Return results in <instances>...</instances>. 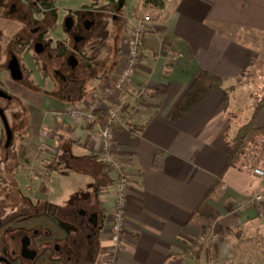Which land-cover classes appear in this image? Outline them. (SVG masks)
Listing matches in <instances>:
<instances>
[{"label":"crops","instance_id":"obj_1","mask_svg":"<svg viewBox=\"0 0 264 264\" xmlns=\"http://www.w3.org/2000/svg\"><path fill=\"white\" fill-rule=\"evenodd\" d=\"M142 3H121L127 10L115 69L105 64L113 53L111 44L103 48L102 42L93 41L95 49H103L93 58L84 97L55 104L32 89L20 90L24 98L37 93L43 103L41 108L27 107L38 117L18 138L17 158H8L12 188L6 193L13 202L9 213L52 215L68 236L85 218L91 224L85 234L100 237L95 264H105L117 175L97 156V126L73 119L70 111L84 109L112 79L135 20L149 16L151 27L134 81L100 101L106 112L121 108L117 146L130 184L117 264H264V199L247 205L256 194H264V177L254 172L264 171V137L225 171L231 141L250 119L254 87L262 80L264 89V0H165L162 11L143 9ZM46 10L56 12L55 7ZM170 54L183 57L172 60ZM26 61L34 71V83L52 89L29 57ZM202 71L224 79L228 86L251 74L249 82L230 95L228 111L237 114L233 122L221 91L172 120ZM257 127L264 128V111ZM46 164H52L49 179ZM224 171L221 193L208 201L219 218L196 215ZM212 230L219 240L200 243L199 237Z\"/></svg>","mask_w":264,"mask_h":264},{"label":"flooded vegetation","instance_id":"obj_2","mask_svg":"<svg viewBox=\"0 0 264 264\" xmlns=\"http://www.w3.org/2000/svg\"><path fill=\"white\" fill-rule=\"evenodd\" d=\"M40 1L34 0L32 6H27L26 0L22 3H19V0H13L9 4L8 9L0 13V18L2 17L4 20L12 19L15 21L16 19H20V17L24 19L23 23L19 22L21 28L16 32L13 40H10L6 44L3 51L0 47V58L2 57V52H4L5 58L4 61L0 62V74L3 70H6L11 80L16 82V84L24 89L37 91L42 96H47L55 104L60 103L61 99L73 102L75 99L85 96L87 75L92 70L91 65L94 58L91 54L94 49L93 41L96 40L99 31L106 30L107 27L104 26V22L109 19L108 16L110 15L103 9L97 12V17H102L103 20L98 21L97 17H89L87 16L88 13H86L77 16L78 22L73 16H67L62 19L61 25L58 26L51 23V21H54L53 17L57 16V13H50L46 8L37 6ZM120 6L117 8L118 11H120ZM39 9L41 13L37 12ZM68 18L73 20L70 29L66 27V20ZM112 18L116 19V16L114 15ZM118 25L120 27L114 32L116 44L120 37L119 32L123 29V22L118 21ZM98 28L99 30H96ZM58 31L59 34L57 37H54L53 35ZM62 34L64 37L60 36ZM2 40L3 30L0 29V44ZM17 44H21L22 46L19 50L20 53L15 48ZM28 57L37 73L42 76L43 81L50 80L52 89L48 90L34 83V71L28 67L26 61ZM2 83L3 81L0 79V92L4 95L0 96V103H9L15 98L9 93L7 88H4ZM48 93H51V95H47ZM16 100L19 105L21 101L17 98ZM0 109L6 114L12 130L11 121L7 115L8 110H12V108L0 106ZM23 113L27 115L25 112ZM15 119H18V117L13 118V120ZM29 121H31V118ZM23 125L21 132H24L26 129V125L25 128H23ZM8 157L17 158L15 152L12 153V156ZM7 194L5 198H7ZM7 209L12 208L7 205L3 210L4 214L0 216V264H35L50 248L52 249V262L50 264L96 263V259L99 256L100 246L98 244L100 237L97 236L95 238V236L92 237L87 233L85 234V228L89 229L91 225L90 222H86L85 218L77 223L75 234L68 236L66 233L64 238L58 239L52 244L43 243L36 245L34 238L47 236L48 232L27 228L25 225L20 226L18 223H25L28 216L40 213L24 214L16 212L6 214ZM22 216L23 218L15 221L16 218ZM50 217L60 226L52 215ZM25 246L28 248V251L25 249ZM23 251L29 258L22 256Z\"/></svg>","mask_w":264,"mask_h":264},{"label":"built area","instance_id":"obj_3","mask_svg":"<svg viewBox=\"0 0 264 264\" xmlns=\"http://www.w3.org/2000/svg\"><path fill=\"white\" fill-rule=\"evenodd\" d=\"M150 27L151 20L149 16L139 18L135 21V25L126 41L127 46L125 45L123 47V54L116 68L115 75L84 109H73L70 111V116L73 119L86 125L97 126L94 131L99 141L97 156L100 161L105 163L117 175V193L113 212L110 217L111 245L108 250L106 264H117V258L121 251V238L126 230L125 210L130 184L126 173V161L121 157L117 146V130L121 123V108L116 106L110 109L107 112V121L103 124L98 114L101 110L100 101L113 92H123L124 89L132 84L138 71L140 52L146 45V35ZM182 57L183 55L174 54H170L169 56L172 60H177ZM42 148L45 149L46 146H42ZM254 172L256 175L264 177V171L262 169H255ZM263 199L264 194H256L248 201L247 205L251 206ZM217 238V234H211L210 236L199 238V241L200 243L215 242Z\"/></svg>","mask_w":264,"mask_h":264},{"label":"rangeland","instance_id":"obj_4","mask_svg":"<svg viewBox=\"0 0 264 264\" xmlns=\"http://www.w3.org/2000/svg\"><path fill=\"white\" fill-rule=\"evenodd\" d=\"M13 0H0V13L5 12L8 9V6L10 3H12ZM24 0H19V3H22ZM34 0H26L27 2V6H32ZM120 1L121 3L124 1H130L131 4L133 3H138L141 0H41L40 2H38L37 6L41 7V8H51V7H55L56 8V12L57 13V17L54 20V22L61 23V18H65L67 16H73L75 18V20L77 21V16H81L82 14H86L88 13L87 16L89 17H97V12H100L101 10L105 9V11L107 13H109L110 16L109 19L107 21L104 22V26H106V30L103 31H99L97 33L96 36V41L99 40V42L103 43V48H106V45L108 46V44H111V49L113 51L112 56L107 57V60L105 61V64H107L108 68L111 69H115V66L117 64V52L116 50V42L114 41L116 39V36L114 34V32H116V29H118L120 26L118 25V21L122 22L123 17L124 16V11L127 10L126 7L123 5L120 6ZM113 2V3H111ZM120 6V11H118V7ZM37 12L41 13V10L39 9ZM116 16V19H113V16ZM37 18H39V16H37ZM98 21H101L102 17L99 18L97 17ZM139 18H143V15H141ZM136 19V20H137ZM103 20V19H102ZM121 20V21H120ZM135 20V21H136ZM11 21V22H8ZM24 19L23 17H20V19H16L15 21L12 19L9 20H4L2 17L0 18V29L3 30V40L2 43L0 44L1 50L3 51L6 44L10 41L13 40V38L15 37L16 32L21 28V24H19V22L23 23ZM78 22V21H77ZM16 23V24H13ZM96 30H99L96 29ZM123 29L119 32L122 33ZM132 30V29H131ZM62 37H64V35H60ZM120 38V37H119ZM129 38V36H128ZM127 38V39H128ZM127 41V40H126ZM124 43V46H127V43ZM119 42V40L117 41V43ZM21 44H17L15 46L16 50H18L17 52L20 53V49H21ZM94 47V46H93ZM81 49H83L82 47H80ZM102 48V49H103ZM101 49V50H102ZM101 50H97L93 49L92 51V56H98L99 51ZM109 50V49H108ZM142 51V50H141ZM3 54H1V58H0V62L4 61V52H2ZM141 53V52H140ZM19 56V55H18ZM117 68V67H116ZM8 72L6 70H3L2 73L0 74V79L3 81V86L4 88H7V90L9 91V93L11 95L14 96V100L6 103V102H2L0 103V106L2 107H9L12 108V110H8L7 115L9 120L11 121V126H12V130H13V143L11 144V146H9V148H6V132H5V128L3 125V122L0 118V216L3 215V210L6 208L7 205H10L9 203H13L12 202V198L11 201L9 202V200H7L6 197V189L11 190V186L12 184L10 183L11 179L8 175V165L6 162V156H12V153L15 151V146L16 143L18 141V138L20 137V134H23L22 131V125L24 126L23 128H27V124H30V118L34 119L36 117H38L36 110H34V113H31V110L29 111V108L27 107H31L33 106V108H41L42 107V103H43V98L41 96H39L37 93H33L32 95H29L27 98H24V96L22 95V91H20L22 89L21 86H19L18 84H16V82L12 81L11 78L8 76ZM248 77H242L240 78V80L245 84L246 82H249V80H247ZM237 84V83H236ZM51 87V85H49ZM240 87V86H239ZM263 87V81H260V86L255 85L254 87V92L255 94H260V92H262L263 90H261ZM37 92V91H36ZM47 95H51V93H48ZM17 99H19L21 102L17 103ZM38 106V107H36ZM23 112H25L27 115H25ZM20 113V114H19ZM19 115H22L19 117ZM13 120V118H17ZM30 117V118H29ZM37 119V118H36ZM39 119V118H38ZM24 121V122H21ZM21 122V123H20ZM26 130V129H25ZM36 146V145H34ZM33 146V147H34ZM8 187V188H7ZM9 209L6 210V214L9 213ZM29 213V212H26ZM10 214V213H9ZM214 232V233H212ZM211 234H217L215 231H210L204 235H201L199 238L205 236H210ZM218 238L215 242H217L219 240V235L217 234Z\"/></svg>","mask_w":264,"mask_h":264},{"label":"trees","instance_id":"obj_5","mask_svg":"<svg viewBox=\"0 0 264 264\" xmlns=\"http://www.w3.org/2000/svg\"><path fill=\"white\" fill-rule=\"evenodd\" d=\"M164 7L165 0H143L142 3L143 9H156L158 11H162ZM134 12L137 13V9ZM242 77H248L247 79L250 80L251 74L248 72L245 73ZM242 85H244V83L241 80H238L236 85L228 86L224 79L210 72L202 71L195 78L190 88L184 94L179 104L173 111L171 116L172 120L178 121L184 115L189 113L199 103L204 101L209 95L216 91H221L223 93V106L227 110V113L230 116L231 121L233 122L237 114L228 111L229 99L231 93L237 87ZM253 99L254 101L251 106V115L249 121L245 125L241 126L236 137L231 141L232 154L230 156L229 163L225 171L239 164L242 160L243 155L246 153L247 148L251 145H257L259 140L264 137V128L257 127L258 120L264 111V89L262 92H260V94H254ZM98 114L100 120L104 124L107 121L108 113L104 110H100ZM141 129L142 127H140L138 131H140ZM8 158L6 156V162L8 165V175H10L12 173V169L10 170L12 161H10L11 163H8V160H10ZM45 167L47 170L46 179H49L50 172L52 171V164H46ZM225 171L219 176L217 181L211 187L210 191L198 207L196 215H201L210 219L219 218V213L214 211L208 205V201L212 198H215L216 196H218L219 193H221ZM21 218H23V216L16 218L15 221ZM18 225H25V227L27 228L40 229L41 231L48 232L47 236L34 238L36 245H41L43 243L52 244L54 241L62 239L66 236L65 230L58 226L53 221V219L46 213L30 215L25 220V223H18ZM51 257L52 249L50 248L45 252L43 257L40 258L35 264H50L52 262Z\"/></svg>","mask_w":264,"mask_h":264},{"label":"water","instance_id":"obj_6","mask_svg":"<svg viewBox=\"0 0 264 264\" xmlns=\"http://www.w3.org/2000/svg\"><path fill=\"white\" fill-rule=\"evenodd\" d=\"M73 24V20L71 18H68L66 20V27L67 28H71ZM0 96H4L3 93L0 92ZM0 118L2 119L3 121V124H4V127H5V130H6V135H7V144H6V147H9L10 144L12 143V139H13V133H12V130H11V127H10V124H9V121L7 119V116L6 114L4 113L3 110L0 109ZM25 249H27L28 251V248L25 246ZM22 256L23 257H27L29 258V256L25 255L24 251L22 252Z\"/></svg>","mask_w":264,"mask_h":264}]
</instances>
